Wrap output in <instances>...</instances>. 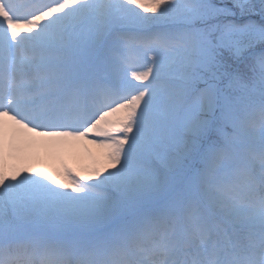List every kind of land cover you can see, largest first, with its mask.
Returning <instances> with one entry per match:
<instances>
[{
    "label": "snow or ice",
    "instance_id": "obj_1",
    "mask_svg": "<svg viewBox=\"0 0 264 264\" xmlns=\"http://www.w3.org/2000/svg\"><path fill=\"white\" fill-rule=\"evenodd\" d=\"M0 264H264V0H0Z\"/></svg>",
    "mask_w": 264,
    "mask_h": 264
},
{
    "label": "bare ground",
    "instance_id": "obj_2",
    "mask_svg": "<svg viewBox=\"0 0 264 264\" xmlns=\"http://www.w3.org/2000/svg\"><path fill=\"white\" fill-rule=\"evenodd\" d=\"M88 147L91 148V146ZM92 151L96 152L97 150L93 148ZM89 162H91V160L88 154L81 147L59 153L45 150L43 147H38L35 149V155L31 159L20 163L27 164L37 170L48 171L47 173H54L58 166L67 165L74 170H78L81 169V166L84 167V164H90Z\"/></svg>",
    "mask_w": 264,
    "mask_h": 264
},
{
    "label": "rangeland",
    "instance_id": "obj_3",
    "mask_svg": "<svg viewBox=\"0 0 264 264\" xmlns=\"http://www.w3.org/2000/svg\"><path fill=\"white\" fill-rule=\"evenodd\" d=\"M90 164H91V162H89ZM90 164H87V165H85L84 164V167H80L81 169H73L74 171H76V172H84L86 169H87V167L90 165ZM63 167H65V165H62V166H58L56 169H55V171H54V173H47L46 172V174H50V175H53L56 179H58V180H64L65 179V177L63 176V173H62V169H63ZM66 167H68L67 165H66ZM68 168H70V167H68ZM72 169V168H71Z\"/></svg>",
    "mask_w": 264,
    "mask_h": 264
}]
</instances>
